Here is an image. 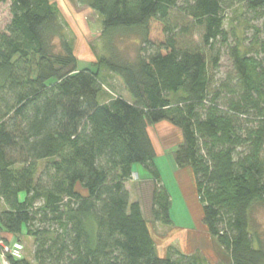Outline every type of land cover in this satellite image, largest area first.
Returning <instances> with one entry per match:
<instances>
[{
	"label": "trees",
	"instance_id": "1",
	"mask_svg": "<svg viewBox=\"0 0 264 264\" xmlns=\"http://www.w3.org/2000/svg\"><path fill=\"white\" fill-rule=\"evenodd\" d=\"M70 1L101 18L96 65L133 101L99 100L98 74L77 70L50 0H0L11 16L0 33V232L25 228L33 241L31 262L8 263L200 264L172 248L159 256L149 228L172 226L148 131L168 123L181 134L170 162L191 171L209 236L230 264H264L251 230L264 205V0ZM230 11L250 16L247 43L234 27L228 42ZM223 52L232 73L215 82ZM136 167L150 221L126 189Z\"/></svg>",
	"mask_w": 264,
	"mask_h": 264
},
{
	"label": "rangeland",
	"instance_id": "2",
	"mask_svg": "<svg viewBox=\"0 0 264 264\" xmlns=\"http://www.w3.org/2000/svg\"><path fill=\"white\" fill-rule=\"evenodd\" d=\"M50 1L58 8L62 17L61 19L67 26V37L77 60V70L89 69L98 74V80L102 85V92L99 94V100L101 102H107L119 96L128 102H132L133 99L126 92L120 78L110 73L101 65H96L97 59L103 53L100 40L101 18L87 8L76 6L70 0ZM9 5L10 3L0 4V33L4 32L5 27L10 21ZM238 12L230 11L228 13L230 16L229 18L233 21L230 24L226 22L225 29L230 33V28L234 27L236 36H238L239 39H244L243 42L247 43V38L251 37V30H243L239 24L242 18L245 17L248 19L250 16H242ZM234 41L235 39L230 33L228 42L233 44ZM119 47L123 55L131 58L135 54L137 45L135 40L125 39L120 43ZM231 73V62L227 54L223 52L220 58L219 68L214 74V80L215 82L221 81ZM148 131L156 154L154 159L155 166L160 174L161 183L170 196L171 204L169 214L172 224L177 228L192 229L194 227V222L189 214L178 184L174 179L168 160V156L170 158V154L181 143L180 131L168 123H160L152 126ZM42 166V163H40L39 167L41 168ZM179 180L184 182V191L192 198V203L197 208V214L200 215L201 206L199 205L195 184L190 173L185 170L184 174L179 175ZM132 182L133 183H128V185L132 186L130 189L131 199L132 201H139L143 216L147 221H150L149 208L151 186L148 182L140 180L139 177H136ZM149 228L157 252L160 254L167 252L169 248L179 252L181 249L186 251L188 256L195 258L200 264H230V258L225 253L224 249L214 238L210 237L207 232L204 234L203 232L201 233L202 230H200L195 239L188 238L181 234L169 238L170 234L168 231H170V229L167 227L149 222ZM251 230L258 235L261 247L264 249V205H256L252 208ZM18 237L10 238V236H7L5 240L7 239L8 244H13V241L16 242L18 240L22 247V259H25L26 256L30 259L33 241L25 235V228H23L22 234Z\"/></svg>",
	"mask_w": 264,
	"mask_h": 264
},
{
	"label": "crops",
	"instance_id": "3",
	"mask_svg": "<svg viewBox=\"0 0 264 264\" xmlns=\"http://www.w3.org/2000/svg\"><path fill=\"white\" fill-rule=\"evenodd\" d=\"M168 160H169V164H170V168H171V170H172V174H173V176H174V179H175V181L177 182V184H178V187H179V189H180V192H181V194H182V197H183V199H184V201H185V203H186V205H187V208H188V211H189V214H190V216H191V218H192V220H193V222H194V227L192 228V229H183V228H177V227H175L173 224H172V226L171 227H167L168 229H170V231H168V233L170 234L169 235V238H172L174 235H177V234H181V235H184V236H186V237H188V238H191V239H195V237H197V233L198 232H200V230H202L201 231V233L203 232L204 234H206V229H205V227L203 226V224H202V222H201V219H202V212H201V208H200V212H199V214L200 215H198L197 214V211H196V207L193 205V203H192V198H190L186 193H185V191H184V189H185V184H184V182H182V181H180L179 180V175H182V174H184V172H185V170H187V172H189L190 173V175H191V177H192V180H193V182H194V179H193V176H192V173H191V171L188 169V168H183V169H176V168H174L173 167V165L171 164V162H170V158H169V156H168ZM143 173H142V171L140 170V168H138V167H136V168H134V175L136 176V177H141V175H142ZM130 183H133V182H130ZM195 184V183H194ZM163 185V184H162ZM164 186V185H163ZM130 187V188H129ZM132 188V186H130V185H128V183L126 184V189L128 190V192L130 193V189ZM131 195V194H130ZM193 198H194V196H193ZM134 201H137V200H134ZM139 202V201H138ZM200 207V206H199ZM172 231V232H171ZM3 234V236H5V237H9V235H7L6 233H2ZM10 238H12L11 236H10ZM17 238V237H16ZM9 239V238H8ZM18 239H19V237H18ZM177 239V238H176ZM20 240V239H19ZM180 241V240H179ZM31 255H30V259H29V257L28 256H26L25 257V260L26 261H32V253H33V244H32V246H31ZM156 251H157V249H156ZM177 251V250H176ZM179 252V251H178ZM166 253L167 252H164L163 254H160L159 252H157V254L159 255V256H161V257H164L165 255H166ZM179 253H181L182 255H187L188 256V254H187V252L186 251H184V250H181L180 249V252Z\"/></svg>",
	"mask_w": 264,
	"mask_h": 264
},
{
	"label": "built area",
	"instance_id": "4",
	"mask_svg": "<svg viewBox=\"0 0 264 264\" xmlns=\"http://www.w3.org/2000/svg\"><path fill=\"white\" fill-rule=\"evenodd\" d=\"M21 250L22 247L17 240L16 242L13 241V244H8L7 239L0 232V264H9L8 258L14 260H21Z\"/></svg>",
	"mask_w": 264,
	"mask_h": 264
}]
</instances>
